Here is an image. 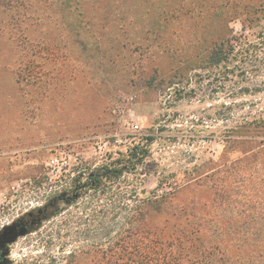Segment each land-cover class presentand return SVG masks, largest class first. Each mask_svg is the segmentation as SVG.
Listing matches in <instances>:
<instances>
[{"label":"rangeland","instance_id":"1","mask_svg":"<svg viewBox=\"0 0 264 264\" xmlns=\"http://www.w3.org/2000/svg\"><path fill=\"white\" fill-rule=\"evenodd\" d=\"M244 1L229 18L219 0H0V264H122L124 180L72 203L57 179L79 160L122 170L148 137L125 169L150 192L262 133L264 3ZM224 31L234 50L211 66L201 51Z\"/></svg>","mask_w":264,"mask_h":264},{"label":"trees","instance_id":"2","mask_svg":"<svg viewBox=\"0 0 264 264\" xmlns=\"http://www.w3.org/2000/svg\"><path fill=\"white\" fill-rule=\"evenodd\" d=\"M251 1L258 7L264 3ZM219 2V9H226L229 18L253 6L244 0ZM152 24L155 29L154 20ZM231 41L225 31L210 39L201 51L207 54V63L225 66L234 50ZM243 51L237 54H246ZM251 57L241 60L248 64ZM260 72L254 71L256 76ZM258 121L264 124V115L258 116ZM239 135L224 137V150L217 162L209 160L205 171L188 174L183 183L171 187L160 179L153 191L146 192L127 182L131 171L125 168L148 157V137L143 139L145 144L140 141L125 149L122 170L111 168L114 162L93 168L79 160L70 167L72 177L59 174L58 185L68 188L73 203L89 191H105L106 183L122 176V229L111 242L120 247L122 264H264V130ZM234 151L240 156L231 158ZM53 209L48 216L57 213V207Z\"/></svg>","mask_w":264,"mask_h":264},{"label":"flooded vegetation","instance_id":"3","mask_svg":"<svg viewBox=\"0 0 264 264\" xmlns=\"http://www.w3.org/2000/svg\"><path fill=\"white\" fill-rule=\"evenodd\" d=\"M62 199V198H61ZM68 201H66V203H67ZM4 249V244L3 243H1V245H0V250L2 251Z\"/></svg>","mask_w":264,"mask_h":264}]
</instances>
